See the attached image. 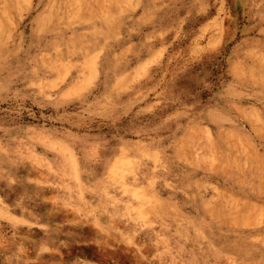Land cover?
Listing matches in <instances>:
<instances>
[{"label": "rangeland", "instance_id": "obj_1", "mask_svg": "<svg viewBox=\"0 0 264 264\" xmlns=\"http://www.w3.org/2000/svg\"><path fill=\"white\" fill-rule=\"evenodd\" d=\"M67 1L5 15L0 264H168L147 231L100 223L110 160L188 216L165 221L194 264H264V0Z\"/></svg>", "mask_w": 264, "mask_h": 264}, {"label": "bare ground", "instance_id": "obj_2", "mask_svg": "<svg viewBox=\"0 0 264 264\" xmlns=\"http://www.w3.org/2000/svg\"><path fill=\"white\" fill-rule=\"evenodd\" d=\"M5 4L0 3V44L5 39L6 31L3 29L5 23V15L9 8L18 5L21 0H0ZM72 10H80L81 4L79 0L67 1ZM96 2V1H95ZM95 2L89 4L90 10H96ZM123 1L113 0L111 3L113 14L120 16L123 12ZM88 66L91 64L88 63ZM122 162H109V169L102 179L103 190L99 192V197L102 202L99 204L101 212L105 217L102 225L105 228L119 229L121 226H126L130 232L133 233L137 229H143L151 236V241L154 239H160L157 248H160V256L168 264H194L196 251H186V241L183 240V235L178 223H167L165 218L183 217L186 216L180 211L170 212L163 210L166 208L167 200L160 201L156 193L151 191L153 187V181H146L134 188L125 187L122 184L120 175L122 171L134 169L138 163L133 164V161H129L125 164V168L120 169ZM114 164V165H113ZM119 170V171H118ZM60 177L66 180L65 189L70 194H75L78 200L83 198V187L78 182L79 173L76 170V164H64L60 166ZM97 183H100L99 181ZM120 192V193H119ZM125 194L126 199H123L121 195ZM65 204L70 205L67 199L63 200ZM144 206V207H142ZM161 207V208H160ZM159 209V210H158ZM90 212V210H87ZM188 217V216H186ZM185 218V217H184ZM158 219L162 220V224L153 227L154 222ZM189 222L190 220H186ZM154 245V242H153Z\"/></svg>", "mask_w": 264, "mask_h": 264}]
</instances>
